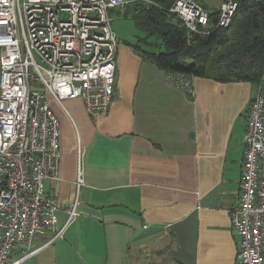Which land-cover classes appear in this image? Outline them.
Instances as JSON below:
<instances>
[{"label":"crops","instance_id":"0c3cea01","mask_svg":"<svg viewBox=\"0 0 264 264\" xmlns=\"http://www.w3.org/2000/svg\"><path fill=\"white\" fill-rule=\"evenodd\" d=\"M116 65L109 110L74 125L59 118V179L46 192L65 207L75 202L80 139L78 215L25 264H237L231 213L250 106L264 86L193 78L190 95L122 42ZM66 220L61 213L59 227Z\"/></svg>","mask_w":264,"mask_h":264},{"label":"built area","instance_id":"2783aa9c","mask_svg":"<svg viewBox=\"0 0 264 264\" xmlns=\"http://www.w3.org/2000/svg\"><path fill=\"white\" fill-rule=\"evenodd\" d=\"M262 2L264 0H247ZM240 0H221L217 28L232 24ZM152 0H0V264H25L63 237L78 215L47 194L59 179L61 121L51 105L81 100L89 115L105 112L116 93L119 40L113 10ZM169 13L190 35L209 33L211 12L197 0H173ZM193 95V78L167 74ZM264 86V76L260 90ZM76 181L84 186L77 143ZM240 189L231 213L237 264H264V95L250 106ZM67 220L59 227V216ZM54 234L35 248V238ZM15 256H19L15 258Z\"/></svg>","mask_w":264,"mask_h":264},{"label":"trees","instance_id":"16d2710c","mask_svg":"<svg viewBox=\"0 0 264 264\" xmlns=\"http://www.w3.org/2000/svg\"><path fill=\"white\" fill-rule=\"evenodd\" d=\"M153 4H131L124 16L131 17L145 42L158 49L133 46L141 57L166 74L222 83L249 82L261 86L264 76V1L240 0L232 24L217 28L218 13L212 15L211 32L190 35L185 24L169 13L173 0ZM113 12V11H112ZM149 38L161 41L149 43Z\"/></svg>","mask_w":264,"mask_h":264},{"label":"rangeland","instance_id":"374dc122","mask_svg":"<svg viewBox=\"0 0 264 264\" xmlns=\"http://www.w3.org/2000/svg\"><path fill=\"white\" fill-rule=\"evenodd\" d=\"M199 4H201L204 8L215 12L216 9L219 6L220 0H197ZM126 8L123 10H119V13L113 14V23L112 28L114 32L116 33L119 42H122L124 44H129L132 46L135 45H141L145 49H151L156 50L158 49L152 45H147L145 42H143V39H145L146 34L140 30L137 29L136 24L134 20L131 17H125L123 14L125 12ZM149 43L154 44H160L161 41L155 38H149ZM51 105L53 110L55 111L56 115L62 120H68L70 123L74 125L76 120L79 117L83 116H90L86 110L83 102L81 100H65L63 101L64 106H60L59 104H56L51 99ZM80 197V192H78V198ZM48 236L45 238H38L35 239L33 242L34 247H38L42 244L40 242V239L51 238L54 234L47 233ZM19 256H15V258H18Z\"/></svg>","mask_w":264,"mask_h":264}]
</instances>
